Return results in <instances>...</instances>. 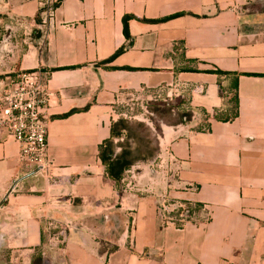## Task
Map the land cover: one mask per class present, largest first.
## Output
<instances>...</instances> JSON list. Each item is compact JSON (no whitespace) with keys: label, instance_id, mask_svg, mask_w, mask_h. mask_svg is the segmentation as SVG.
<instances>
[{"label":"crops","instance_id":"1","mask_svg":"<svg viewBox=\"0 0 264 264\" xmlns=\"http://www.w3.org/2000/svg\"><path fill=\"white\" fill-rule=\"evenodd\" d=\"M0 25V77L45 74L55 164L35 175L0 128L5 264H264V0H0ZM233 92L238 117L215 120ZM155 93L193 119L164 126L118 191L99 147L120 106ZM165 199L203 206L200 223L165 225Z\"/></svg>","mask_w":264,"mask_h":264},{"label":"built area","instance_id":"2","mask_svg":"<svg viewBox=\"0 0 264 264\" xmlns=\"http://www.w3.org/2000/svg\"><path fill=\"white\" fill-rule=\"evenodd\" d=\"M49 98L42 70L20 71L0 77V128L6 129L19 144L22 161L34 169L35 175L49 174L55 167L48 155V125L45 121ZM160 212L165 225L180 224L183 228L189 223L170 217L162 207Z\"/></svg>","mask_w":264,"mask_h":264},{"label":"trees","instance_id":"3","mask_svg":"<svg viewBox=\"0 0 264 264\" xmlns=\"http://www.w3.org/2000/svg\"><path fill=\"white\" fill-rule=\"evenodd\" d=\"M58 4H55L53 8H57ZM248 9H253L252 6L248 7ZM131 17H126L124 19L125 32L127 29L128 21ZM125 52V48H121L118 50L106 63H110L115 60L117 57L122 55ZM215 74L218 75V85L221 88V91L224 94V90L222 88L223 78L227 75L224 72L216 71ZM231 89L237 91L238 83L234 82ZM232 97L230 96V105L233 107L230 110V115L225 117L219 116L218 111H215L214 118L217 121L229 122L238 117V97L237 93L233 92ZM169 106L170 111L181 108H186L188 106V111H181L178 114L179 121L172 125H186L189 124L193 119V113L189 110V101L188 99H178L176 103H167L163 104L159 100H155L148 104V108L153 113H160L162 106ZM78 111H73L72 113L63 116L62 118H68L72 114ZM135 127L140 128L141 131L147 132V136H151L150 132L145 128V125L139 123H130L128 120L120 118L117 122L112 124L111 128V136L109 139L105 140L99 147V158L103 167L105 168V179L111 182L118 191L122 190L123 180L125 179L126 173L131 170L133 166L138 164L139 162L147 163L155 159L159 153V147L156 150L150 147L151 141L147 142L145 139L139 140L141 135L138 131L135 130ZM160 131V129H159ZM161 136V135H160ZM138 141L139 146L137 148L133 147V142ZM137 142V143H138ZM140 142H144L146 147H142ZM158 144V142H157ZM149 145V146H148ZM158 146V145H157ZM164 208L167 214L170 217L176 219H182L188 222L196 221L198 212L203 208V206L195 205L189 202H173L168 199H165L164 203L160 206ZM179 228L182 225H177ZM58 233V231H55ZM54 231H52V234ZM115 249V248H114ZM110 249L111 251L114 250ZM32 264H47L46 259L41 250L37 251V253L32 258Z\"/></svg>","mask_w":264,"mask_h":264},{"label":"rangeland","instance_id":"4","mask_svg":"<svg viewBox=\"0 0 264 264\" xmlns=\"http://www.w3.org/2000/svg\"><path fill=\"white\" fill-rule=\"evenodd\" d=\"M7 34L5 28L0 25V46L2 42L4 41L5 35ZM156 97V98H155ZM164 95L162 97L158 96V94L155 93V96H152V99L149 98H141L140 100H128L126 101L122 106H120L119 114H121L120 118L128 120L130 123H139L142 125H145V128L150 132L151 136H147L148 133L141 131L140 128L135 127V130L138 131V133L141 135L139 140L145 139L147 142L151 141L150 147L154 150L157 149V142L159 140L160 135L162 134V128L164 126H172L176 124L179 121L178 114L181 113L185 109V111H188V106L181 109H175L170 111L169 106H162L160 113H153L148 108V104L159 100L163 104L167 103H176L178 100L177 98L169 99L166 98L163 99ZM232 97V95H231ZM163 100V101H162ZM160 129V131H159ZM134 141L133 147L137 148L139 146V142ZM142 144V147H146L147 145L144 144V142H140ZM149 146V145H148ZM6 204V202H4ZM0 250V264L1 262L5 264V260H10V255L5 253H1Z\"/></svg>","mask_w":264,"mask_h":264},{"label":"water","instance_id":"5","mask_svg":"<svg viewBox=\"0 0 264 264\" xmlns=\"http://www.w3.org/2000/svg\"><path fill=\"white\" fill-rule=\"evenodd\" d=\"M1 244H2V237L0 236V246H1Z\"/></svg>","mask_w":264,"mask_h":264}]
</instances>
